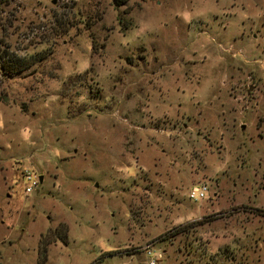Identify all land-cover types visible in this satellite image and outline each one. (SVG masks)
<instances>
[{"label": "rangeland", "instance_id": "1", "mask_svg": "<svg viewBox=\"0 0 264 264\" xmlns=\"http://www.w3.org/2000/svg\"><path fill=\"white\" fill-rule=\"evenodd\" d=\"M11 54L0 264H264V0H9Z\"/></svg>", "mask_w": 264, "mask_h": 264}, {"label": "built area", "instance_id": "2", "mask_svg": "<svg viewBox=\"0 0 264 264\" xmlns=\"http://www.w3.org/2000/svg\"><path fill=\"white\" fill-rule=\"evenodd\" d=\"M21 181H22V191L24 193L31 191L38 183L37 177L32 172L27 170H24L21 173ZM204 191H205V186L202 184L191 185L187 191V197L192 200L200 199L203 197ZM149 252L146 251V254H149ZM146 264H153V259L148 258Z\"/></svg>", "mask_w": 264, "mask_h": 264}, {"label": "trees", "instance_id": "3", "mask_svg": "<svg viewBox=\"0 0 264 264\" xmlns=\"http://www.w3.org/2000/svg\"><path fill=\"white\" fill-rule=\"evenodd\" d=\"M9 0H0V5H4L8 2ZM115 4H119L123 2L124 0H112ZM12 58L8 57L7 60L5 59L4 62L0 61V70L1 73H11L18 71L25 67L27 64L26 62L20 63V61H23L21 58L14 57L12 54L10 55ZM62 242H65V238H59Z\"/></svg>", "mask_w": 264, "mask_h": 264}, {"label": "water", "instance_id": "4", "mask_svg": "<svg viewBox=\"0 0 264 264\" xmlns=\"http://www.w3.org/2000/svg\"><path fill=\"white\" fill-rule=\"evenodd\" d=\"M37 180L40 181V176L37 177Z\"/></svg>", "mask_w": 264, "mask_h": 264}]
</instances>
